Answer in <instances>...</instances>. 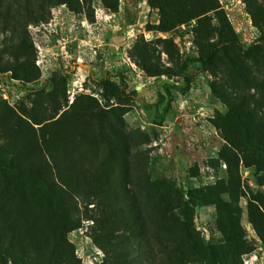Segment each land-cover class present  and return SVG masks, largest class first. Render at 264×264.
Wrapping results in <instances>:
<instances>
[{"label": "rangeland", "instance_id": "1", "mask_svg": "<svg viewBox=\"0 0 264 264\" xmlns=\"http://www.w3.org/2000/svg\"><path fill=\"white\" fill-rule=\"evenodd\" d=\"M217 1L239 37L244 56L251 48L258 50L243 58L244 66L258 81L264 80V34L254 24L248 0ZM32 2L39 5L38 0ZM18 3L16 6L15 0H0V9L13 17L22 12V0ZM258 3L264 8V0ZM47 8L45 21L30 23L26 28L39 78L25 83L11 73L1 74L0 113L9 117L6 110H11L22 118L27 112L39 121L56 116L59 108L54 120L65 111L102 110L111 116L116 114L133 144L128 158L133 184L127 188L137 200L141 217L135 233L141 239L137 242L150 241L157 247L160 239L169 245V228L177 223L184 234V264H212L209 252L225 241L216 225L218 211L215 206L204 204L200 197L205 191L216 189L230 174L223 157L230 144L220 127L228 116V103L213 89L246 96L251 108L256 107V101L262 116L264 91L241 81L226 66L214 69L193 62L199 56L197 21L162 32L157 28L159 11L152 8L149 0H79L75 6L64 3ZM213 24L216 25L215 20ZM11 32L0 17V61L8 59L1 52L2 41ZM165 41L172 42V55L167 52ZM144 61L157 68L160 75L149 76L141 66ZM230 123L235 126L234 121L227 119V125ZM77 125L86 123L78 121ZM87 125L91 130L96 128L94 120ZM16 130L13 123L0 117V148L15 143L19 138ZM239 157L240 184L231 194L239 197L246 251L235 264H264V242L249 223L247 210L252 193L264 195V185L258 184L264 170L257 171L256 166L246 165ZM143 174L172 195L167 207L174 210L169 216L167 235L163 225L162 235H156L157 215L154 201L144 191ZM79 209L81 226L67 235L75 259L78 264H111L94 241V222L83 218L81 205ZM124 234L130 233L119 232ZM191 251L198 258L192 257ZM169 255L170 259L163 264L175 263L172 251H168Z\"/></svg>", "mask_w": 264, "mask_h": 264}, {"label": "trees", "instance_id": "2", "mask_svg": "<svg viewBox=\"0 0 264 264\" xmlns=\"http://www.w3.org/2000/svg\"><path fill=\"white\" fill-rule=\"evenodd\" d=\"M149 1L159 11L157 28L162 32L197 21L199 56L193 62L214 69L226 66L241 81L264 91V80L258 81L244 66L243 58L258 50L251 48L244 56L239 37L217 0ZM15 2L16 6L20 5L19 0ZM64 3L75 6L79 0H38V6L32 0H22V12L13 17L0 9L4 27L10 26L12 31L2 41L1 52L8 59L0 61V75L11 73L25 83L38 80L27 25L45 21L49 5ZM248 4L254 24L264 34V8L258 0H248ZM164 44L172 55V42ZM141 66L149 76L160 75L157 68L145 61ZM164 73L172 74L171 71ZM213 90L228 103V116L220 127L230 144L229 151L223 155L230 174L216 189L205 191L200 200L215 206L216 225L225 241L209 252L211 263L235 264L246 249L239 220V197L231 191L240 184L239 155L246 165L256 166L259 172L264 170V116L259 114L256 101V107L251 108L246 96ZM6 111L9 117L1 113L0 117L13 123L19 138L14 144L0 148V261L3 264H78L67 235L81 226L82 218L77 216L79 205L84 209L83 218L94 222V241L108 255L111 264H144L145 261L163 264L170 259L168 251H172L173 262L184 264V234L177 223L169 228V245L160 239L157 247L150 241L137 242L141 239L135 236L141 217L137 200L127 188L133 184L128 160L133 144L116 114L111 116L102 110L96 113L65 111L57 120L53 116L39 121L27 112L21 118L11 110ZM227 119L234 121L235 126L227 125ZM92 120L96 122L93 130L87 125ZM78 121L86 125L80 127ZM142 179L145 193L154 201L156 235H162V225L167 235L169 216L174 210L167 207L172 195L145 174ZM258 184L264 185V177L258 179ZM247 210L249 223L264 242V195L252 193ZM125 230L129 236L119 235ZM190 255L198 258L196 252L191 251Z\"/></svg>", "mask_w": 264, "mask_h": 264}]
</instances>
